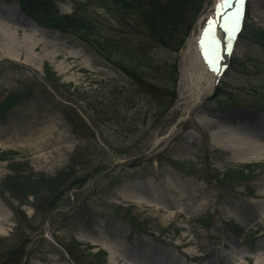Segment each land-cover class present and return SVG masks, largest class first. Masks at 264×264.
I'll list each match as a JSON object with an SVG mask.
<instances>
[{"label": "rangeland", "instance_id": "obj_1", "mask_svg": "<svg viewBox=\"0 0 264 264\" xmlns=\"http://www.w3.org/2000/svg\"><path fill=\"white\" fill-rule=\"evenodd\" d=\"M40 1L0 0L28 25L20 38L38 34L41 57L0 55V264H107L97 239L135 258L156 243L181 264H215L205 255L215 248L254 264L264 248V4L247 2L236 52L195 108L184 52L215 0L184 4L163 43L112 4ZM51 12L88 28L43 24ZM220 120L254 143L236 149ZM182 235L194 259L165 244Z\"/></svg>", "mask_w": 264, "mask_h": 264}, {"label": "bare ground", "instance_id": "obj_2", "mask_svg": "<svg viewBox=\"0 0 264 264\" xmlns=\"http://www.w3.org/2000/svg\"><path fill=\"white\" fill-rule=\"evenodd\" d=\"M244 1L245 0H243V2L241 3V0H229V3L226 7L218 10L216 8V4L219 2V0H215L213 3L214 5H212L211 7V11H207L204 17L202 18V23L198 26L197 32L187 42L188 45L184 52L185 67L182 72V79L185 81V83H187L186 86L189 87V91L192 96V107L197 108L198 104L205 98L206 94L212 91V89L216 85L218 78L222 75V70L228 63L229 57L232 53L236 52V43L233 40L235 36V31L227 33L228 30L226 29V25L228 21L226 18L234 16L237 11H239L240 18ZM248 1L254 2V0ZM259 1L264 4V0ZM218 12L219 14H217ZM209 19L213 21V36L215 39L213 51L207 53V57H210L214 60V63L212 64L209 63V59L206 58V53L202 50L201 46L203 32L204 29L208 27ZM239 21L240 20H238L236 24H238ZM23 26L26 27L28 25H22L21 20L18 17L16 11L13 12V10L10 11L7 9H0V55L8 57L12 60L18 59L19 57H25L26 59L32 62L41 61V57L32 55V52L39 49V39L37 37L38 34L34 35V37L25 36L24 38H20L19 36L23 32V29L21 27ZM205 47H207V45H205ZM224 72L223 75L225 74ZM225 122L226 123L224 124L223 121L220 120V122L212 124L216 127L225 126L228 127L229 130L236 131L234 133V135L236 136H231L230 138V141H232L234 145L238 146L236 147V149L243 151L248 148L246 145L254 143V138L249 136L242 129L243 127L238 125V123L233 120ZM206 124L209 123H203V125ZM212 139L215 142L224 141V138L218 140L212 137ZM42 142L44 141L40 140L39 148L37 149V151L39 149L43 150L47 148V146ZM148 190L149 189H147V191ZM130 201L134 202L133 199H130ZM135 203H138L140 205L144 204L141 200L135 201ZM263 234L264 232H262L260 235ZM156 240L159 243L162 240L164 241V239H160L159 237H157ZM106 241L107 240L97 239L92 241L91 244L95 247L99 245L102 249L109 251V263L107 264H181L180 259L177 256L167 251L162 246L161 248H159L156 243H151L150 245H147L149 251L146 255L135 258L131 257V255L129 256L125 253H122V244H117V242L110 240L108 242ZM165 244L175 249H177V247H179L180 245L184 246L182 254H180L182 257H187L190 259H194L196 257L195 251L191 248V239L187 238L186 235H182L180 242L172 243L171 240H165ZM154 254L157 255L156 258L158 257V259L157 261L152 262V256H154ZM208 254H212L215 256V264H241L238 259H236L234 256L228 254V252H220L217 248L207 250L205 252V255ZM241 256L246 260L251 258V256L248 254H242ZM263 263L264 248L258 250V257L254 260V264Z\"/></svg>", "mask_w": 264, "mask_h": 264}, {"label": "trees", "instance_id": "obj_3", "mask_svg": "<svg viewBox=\"0 0 264 264\" xmlns=\"http://www.w3.org/2000/svg\"><path fill=\"white\" fill-rule=\"evenodd\" d=\"M101 4L108 7V5H114V9L119 13L132 15L134 20L138 24L144 25L149 32L155 34L160 43H163L164 39L170 35L171 30L166 25L170 22H175L173 25L179 24V13L183 10L184 4H187L189 0H100ZM44 2V1H43ZM40 0H24V5L32 7L33 4H43ZM37 18V17H36ZM178 19V20H177ZM42 23L58 28L60 31L66 32L70 27L74 28H88L85 21L82 18L71 16L69 14H59L57 12L46 13L42 15ZM77 24V25H76ZM169 37V36H168ZM92 41V40H91ZM107 41V40H105ZM115 50H119L118 46L115 45ZM125 54L129 55L127 47L122 48ZM128 52V53H127ZM129 72V71H127ZM131 72V74H134ZM136 74V73H135ZM176 75L173 80H175ZM240 173V172H239ZM236 173H232V175ZM231 175V174H228ZM240 176V175H239ZM8 190L14 191V186H7ZM100 263V262H99Z\"/></svg>", "mask_w": 264, "mask_h": 264}, {"label": "snow or ice", "instance_id": "obj_4", "mask_svg": "<svg viewBox=\"0 0 264 264\" xmlns=\"http://www.w3.org/2000/svg\"><path fill=\"white\" fill-rule=\"evenodd\" d=\"M243 2V0H241V3ZM229 3V0H219V2L216 4V8L222 9L224 7H226ZM219 14V12L217 13ZM228 22H230L233 25V29L236 25V23L239 20V11H237V13L232 16V17H227L226 18ZM205 45H207V47H205ZM214 45H215V39L213 36V21L211 19L208 20V27L204 29L203 32V38L201 40V46H202V50L205 51L206 53V58L209 59V63L212 64L214 63V60L210 57H207V53L210 51H213L214 49Z\"/></svg>", "mask_w": 264, "mask_h": 264}]
</instances>
